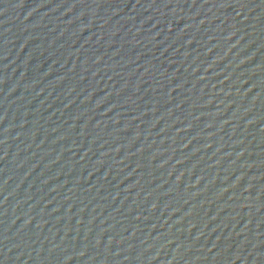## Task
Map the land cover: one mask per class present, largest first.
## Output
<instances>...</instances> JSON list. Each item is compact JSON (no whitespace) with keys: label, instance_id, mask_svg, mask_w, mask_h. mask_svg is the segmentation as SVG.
<instances>
[{"label":"water","instance_id":"water-1","mask_svg":"<svg viewBox=\"0 0 264 264\" xmlns=\"http://www.w3.org/2000/svg\"><path fill=\"white\" fill-rule=\"evenodd\" d=\"M0 264H264V0H0Z\"/></svg>","mask_w":264,"mask_h":264}]
</instances>
